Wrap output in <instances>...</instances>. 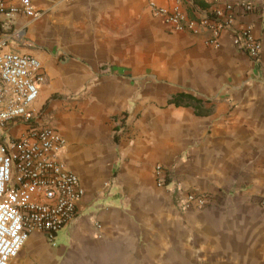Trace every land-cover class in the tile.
<instances>
[{"label": "crops", "instance_id": "1", "mask_svg": "<svg viewBox=\"0 0 264 264\" xmlns=\"http://www.w3.org/2000/svg\"><path fill=\"white\" fill-rule=\"evenodd\" d=\"M175 1L31 0L38 19L16 15L7 24L0 16V51L32 55L43 66L35 120L64 137L59 159L85 190L62 245L33 231L10 264L61 263L75 246L103 261L127 248L135 263L150 264L151 241H164L180 213L208 235L197 240L190 264H264V240H241L238 218L264 209V16L236 17L260 41L255 63L230 32L213 47L208 33L176 32L148 9ZM177 93L209 112L168 104ZM157 165L169 171L167 185L157 183ZM173 183L210 204L181 211Z\"/></svg>", "mask_w": 264, "mask_h": 264}, {"label": "built area", "instance_id": "2", "mask_svg": "<svg viewBox=\"0 0 264 264\" xmlns=\"http://www.w3.org/2000/svg\"><path fill=\"white\" fill-rule=\"evenodd\" d=\"M148 9L176 32L208 33L206 43L213 47L228 31L234 46L259 62L262 47L253 25L236 24L238 12L258 13L251 2L176 0L165 6L149 2ZM16 15L38 19L42 12L31 0H0V16L7 24ZM44 82L36 57L0 51V264H10L36 230L55 246L57 235L79 215L85 194L78 176L59 159L64 137L52 125L35 120L32 105ZM155 176L160 186L172 179L161 165L155 167ZM172 188L181 211L203 210L210 204L208 196L184 191L180 184Z\"/></svg>", "mask_w": 264, "mask_h": 264}, {"label": "rangeland", "instance_id": "3", "mask_svg": "<svg viewBox=\"0 0 264 264\" xmlns=\"http://www.w3.org/2000/svg\"><path fill=\"white\" fill-rule=\"evenodd\" d=\"M250 2L258 10V13H255V15L260 20L262 15L264 16V0H250ZM11 32V30H8L7 33ZM15 37H17V35H15ZM16 40L20 41V38H17ZM1 135L2 132L0 131V136ZM250 208L246 212V222L243 220V213H241V215L237 213L238 218H240V225L244 228L241 233V240L246 238L247 244H253L255 237L259 239V241L264 240V209ZM261 216L262 221H259ZM168 228L169 229L167 230V234L165 236L166 240L164 239V241L160 242L151 241L150 264H174V261L177 259L183 261V264H190V260L196 259L197 256V240L201 238L205 243V241L207 242L208 235L206 233L204 235L202 231H199V228H196V224L190 214L183 216V214L180 213L179 217L169 221ZM63 240L64 238H62L61 232L57 235L55 246L60 244L62 245ZM159 243H161L160 248L158 245ZM72 250V254H64L62 262H57L56 264H139L135 263L134 256H126L128 251L127 248H123V250L120 251L122 254L119 255L117 260L114 258V255L113 257L108 255V261H103L104 259L102 260L101 256L97 255V253L94 254V251H92L91 254L84 255L81 253L82 250H80L77 246H75ZM33 264H35V262H33ZM51 264L54 263L51 262Z\"/></svg>", "mask_w": 264, "mask_h": 264}, {"label": "trees", "instance_id": "4", "mask_svg": "<svg viewBox=\"0 0 264 264\" xmlns=\"http://www.w3.org/2000/svg\"><path fill=\"white\" fill-rule=\"evenodd\" d=\"M195 3L197 5L200 4V2H195ZM167 103L175 105V106L192 107V108L195 109V111L198 114H201V113H205L206 114V113L209 112L208 110H203L202 111V110L198 109V106H199L200 102L198 100H196L195 98H193L192 96H190L188 94H185V93H177V94L172 95L168 99ZM114 141H117V137L116 136H114Z\"/></svg>", "mask_w": 264, "mask_h": 264}]
</instances>
